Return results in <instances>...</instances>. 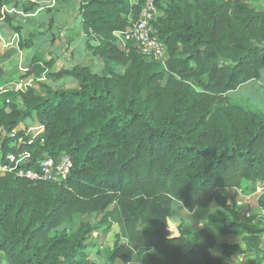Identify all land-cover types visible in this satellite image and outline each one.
<instances>
[{
	"label": "trees",
	"instance_id": "1",
	"mask_svg": "<svg viewBox=\"0 0 264 264\" xmlns=\"http://www.w3.org/2000/svg\"><path fill=\"white\" fill-rule=\"evenodd\" d=\"M250 2L158 0L152 25L167 56L157 62L123 39L143 0H79V30L70 37L82 35L101 68L53 71V58L32 54L22 80L76 81L75 88L41 85L37 95L27 87L0 108V162L27 156L0 177V264H95L87 252L92 234L113 226L105 264H223L239 256L264 264V227L223 194L264 189V113L228 97L264 72V10ZM7 5L0 0V22L19 33ZM38 8L28 1L21 9ZM32 38L18 48L30 50ZM59 156L71 161L65 180L15 175ZM173 201L189 213L213 203L218 210L189 236L179 223L176 235ZM215 226L238 241L218 245ZM216 245L219 257L211 253Z\"/></svg>",
	"mask_w": 264,
	"mask_h": 264
},
{
	"label": "rangeland",
	"instance_id": "2",
	"mask_svg": "<svg viewBox=\"0 0 264 264\" xmlns=\"http://www.w3.org/2000/svg\"><path fill=\"white\" fill-rule=\"evenodd\" d=\"M40 1V0H33ZM50 1V2H49ZM42 1L38 4L39 8L29 11H22V3L27 0H8L7 9L15 12L12 15V23L19 27V33L14 30H0V67L5 72L0 78V106L5 103L17 102L18 92L24 91L27 87L34 89L37 95H42L41 85L48 86L53 90H65L75 88L76 81H62L52 83L45 78H29L22 80L21 74L25 71L30 63L32 54H38L41 58L48 61L54 59L55 66L53 71L60 68H70L74 64H82L84 66H92L94 70L101 68L100 61L88 56V50L85 49V39L82 35L70 37L71 34L76 35L74 29L79 30L80 18L77 16V3L79 0H63L59 4L57 0ZM20 4V5H19ZM250 6L258 11L264 10V0H251ZM53 8L58 9L54 11ZM77 30V31H78ZM16 35V36H14ZM28 35H33L31 49L20 50L17 46V40H24ZM71 40V41H70ZM17 42V43H16ZM229 101L233 105L247 107L253 111L264 113V72L259 80L251 81L240 86L237 90L228 93ZM34 127L30 125V130ZM226 192V191H223ZM229 200L240 202L244 198L247 199V206L251 207L250 214L253 215V224L264 227V215L260 214L259 200H264V189L257 191L254 195L243 196L235 190H229L224 194ZM218 210L213 203L207 209H196L194 212H187L178 202H171V216L169 217V230L173 234H179L176 226L181 223L180 233L189 236L192 232L200 229L206 222L207 216ZM259 213V214H258ZM78 218H74L72 226L65 228L70 232L77 228ZM217 244L235 243L238 240L231 237L219 238V227L215 226ZM118 228L113 226L110 231H96L92 234V242L95 244L87 252L90 260L95 264H105V253L113 247L115 234ZM216 245L211 249L214 257H219L221 250ZM264 250V237L261 244ZM100 252V255H97ZM251 258L239 256L233 258L231 262L223 264H243L250 261ZM117 264H121L117 262ZM130 264H138L134 259Z\"/></svg>",
	"mask_w": 264,
	"mask_h": 264
},
{
	"label": "built area",
	"instance_id": "3",
	"mask_svg": "<svg viewBox=\"0 0 264 264\" xmlns=\"http://www.w3.org/2000/svg\"><path fill=\"white\" fill-rule=\"evenodd\" d=\"M157 1L143 0L136 23L132 30L123 36V39L125 41H134L145 58L157 62H164L167 56V49L157 38L152 25L159 14ZM132 2L137 3L138 0H132ZM5 104H9V101ZM3 106H0V108ZM5 159L6 162H0V177L6 173H10L12 171V165L17 166L26 162L27 156L23 155L16 159L14 156L8 155ZM70 169L71 161L69 158L65 156H59L56 159L46 157L38 163L36 169H21L15 175L33 183L40 181H61L68 177ZM247 199L244 198L240 202H236V207L242 210L245 218L252 219L250 210L247 208Z\"/></svg>",
	"mask_w": 264,
	"mask_h": 264
},
{
	"label": "crops",
	"instance_id": "4",
	"mask_svg": "<svg viewBox=\"0 0 264 264\" xmlns=\"http://www.w3.org/2000/svg\"><path fill=\"white\" fill-rule=\"evenodd\" d=\"M27 1H31V2H35V3H37V4H40V3H44V2H42V1H49V0H40V1H33V0H27ZM50 2V1H49ZM23 4V3H22ZM20 5V4H19ZM5 10H6V12L8 13V14H11V15H15V14H13V12H15V10H14V7L12 8V11H10L9 9H7V7L5 8ZM1 29H6L7 31L9 30V28H6V27H4V23L3 22H0V30ZM14 36H16V35H14ZM17 37V36H16ZM1 42V41H0ZM17 42H18V40H17ZM16 42V43H17ZM3 58L1 57L0 58V60H2ZM224 191H226V192H223V194H226V193H228V191L229 190H224ZM254 195V194H253ZM247 208L250 210L251 209V207L250 206H247ZM259 211H260V214H262V215H264V210L263 209H259ZM250 212H251V210H250ZM259 214V213H258ZM252 216V218H253V215H251ZM197 231V230H196ZM192 233H194V232H192ZM219 238H222V236L220 235L219 236ZM217 239H218V237H216V241H217ZM263 239V238H262ZM224 263V262H223Z\"/></svg>",
	"mask_w": 264,
	"mask_h": 264
}]
</instances>
